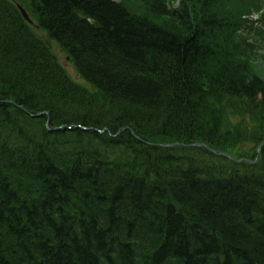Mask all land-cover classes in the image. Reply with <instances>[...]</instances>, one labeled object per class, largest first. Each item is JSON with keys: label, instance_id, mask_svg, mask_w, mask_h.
Returning a JSON list of instances; mask_svg holds the SVG:
<instances>
[{"label": "trees", "instance_id": "1", "mask_svg": "<svg viewBox=\"0 0 264 264\" xmlns=\"http://www.w3.org/2000/svg\"><path fill=\"white\" fill-rule=\"evenodd\" d=\"M41 1L43 13L32 20L47 39H55L88 87L68 76L51 45L45 52L35 46L48 40L23 19L18 5L25 0H0L13 9L9 17L0 8V87L10 86L12 114L23 115L20 93L40 83L57 90L53 110L64 112L49 122L51 130L40 117L31 118V137L0 112V147L38 157L32 175L24 169L28 163H13L10 173L0 165L8 181L0 186V264H102L105 258L112 263L114 252L123 264H165L170 258L185 264H264V80L223 72L220 60L230 50L239 53V32L253 24L250 15L262 9L263 0ZM85 103L102 106L101 112L117 114L120 121L81 113ZM35 105L27 108L38 114ZM226 111L241 119L258 117L263 130L253 140L261 144V162L230 160L197 146L232 155L234 141L250 138L243 124L228 127ZM123 121L136 129L165 124L171 131L161 137L137 134L151 158H159L152 169L147 154L99 142L103 135H123L116 132ZM134 128L127 131L136 133ZM42 139L87 142L74 144L81 151L90 142L97 156L76 149L46 164L36 156V140ZM177 170L183 171L181 181L161 179ZM67 195V202L56 199ZM121 197L134 200L136 216H120L111 229L107 221L118 213ZM22 204L40 214L35 229L21 238L9 212Z\"/></svg>", "mask_w": 264, "mask_h": 264}, {"label": "bare ground", "instance_id": "2", "mask_svg": "<svg viewBox=\"0 0 264 264\" xmlns=\"http://www.w3.org/2000/svg\"><path fill=\"white\" fill-rule=\"evenodd\" d=\"M23 6V5H22ZM24 9H28V13L30 14L31 17H34V19H39L42 15V9L44 8L43 2L41 0H25V6H23ZM0 8L3 9L2 14H5L6 16L9 17H13L10 12L13 11V9H11L6 2H4V4L1 6ZM14 19V18H13ZM17 22V21H16ZM51 43L55 44V39L54 38H49L47 42H42V44L40 42L35 43V46H40L41 49L45 52L46 51V46H49ZM4 44H6L7 47H10V49H12L13 47H11V43L10 41H8L7 39H4ZM48 67L52 68L54 67L56 71H52L53 75H57L59 72L57 71L56 67L53 65V63L50 62V64L48 65ZM2 86L4 87H0V112L2 114H4L10 125H12V127H17V128H21V130H23L24 132H26V135H28V137L33 136V133L31 131V134H28L27 131L29 130L30 126L28 123L30 122L31 118H34L35 120H37V118L35 117H40V121L39 123L43 124V128L47 129V130H51L50 129V121L55 118H60L61 116H63L64 112L60 111V110H53V106L55 103L51 102V100L53 99V97L56 96L57 94V90L49 84L43 85V83L37 84V86L35 87V90L31 87L26 88L23 90V92H21V96L23 98L24 102V107L23 110L21 111V113L23 114L22 116H15L14 114H12L11 110H12V102L7 98L8 96V92L7 89L10 88V86L6 83V84H2ZM7 88V89H6ZM50 106V111H49V107L48 104ZM36 104L34 107L35 112H37L38 114H34L33 112H29L27 106L29 105H33ZM95 108H93V107ZM90 108L88 106V104H81L80 108H81V113L83 114H90V115H95V119H108L110 118L112 122L117 123L120 120H117L116 118H119L117 114H104L103 112H101V110L103 109L102 106H94L92 105ZM85 113H84V112ZM196 117H199V124H201L200 122H202V117L201 115L197 114ZM124 122V121H123ZM122 123V122H121ZM126 125L121 124V126L119 128L116 129V132H118L117 134H119L121 131L124 133L123 135H121L119 138L116 136L110 137L108 135H103V138L99 140L100 143H103L105 145H109L111 147H113L114 149L118 150V151H124L126 148L130 149L131 152L135 153V155L138 154L142 155V154H147V160L149 161V168L152 169V167L155 165L154 162L155 161H159V158L156 156L154 158H151V155H149V153H147V147H146V142H144V139L141 138L140 136H138L139 134L142 135H150L149 133L153 134H157L155 136H164L165 134H169L171 133V131L169 129L166 128L165 124L163 126H159V125H150L148 123H145V125H143L141 128H134L133 124L130 122H124ZM203 125V124H201ZM134 128L135 132L132 131L129 133L127 130H130V128ZM164 128V129H163ZM106 131V130H105ZM104 131V132H105ZM103 132V133H104ZM110 132V131H109ZM129 134H126V133ZM113 132H110V134H112ZM159 133H161L160 135H158ZM138 134V135H137ZM130 135V136H129ZM133 135V139L132 138ZM37 143H39L40 145L37 144V146H39V153L36 154V156L42 157V161H44V163L49 164L51 163V161L54 158L60 157L65 155L66 153L72 151V150H79L77 147L74 146V144L76 142H82L80 140H76V141H72L71 143L64 139V140H60L57 143H53V144H48L47 142H45L44 139L42 140H36ZM82 143H87V142H82ZM90 144L89 148H87L85 151H81L79 150L83 155H89V156H94L96 157L97 155H95L93 152L90 151V149L92 148L93 143L91 144L90 142H88ZM95 144V143H94ZM104 146V145H103ZM99 146H93V148H98ZM35 156H30V155H17L13 149L11 147L9 148H4V147H0V165L7 168V170H9L10 173V169H12V164H18L20 162H23L24 164L28 165L24 168H31L28 169V174L32 175V167L34 165L33 161H36ZM160 163V161H159ZM2 178L0 176V186L6 185L5 182L7 181V178L3 175ZM174 177L173 181H181L184 177L183 171H173V173H166L163 174L161 176V179H164V177ZM12 194V193H11ZM100 196H98L99 198ZM97 197H95L96 199ZM122 198V197H121ZM56 199H62L64 202H67V200H70V197L67 195L66 199H63V197L61 198H56ZM100 201H102L103 198H99ZM52 200V199H51ZM99 201V202H100ZM63 202V203H64ZM109 208H111V205H108ZM31 208V206H30ZM135 202L134 200H130L129 198H125L123 197L120 201V203L118 204L117 208L115 207V211L118 212L115 214L114 217H112V219H108L107 224L110 225L111 229H113V225L115 224V222L117 220L120 219V216H124V217H130L132 219H135L136 213H135ZM145 211H149L145 208ZM104 212V211H103ZM9 214H13V216L16 218V222L15 224L18 225V229H20L18 231L17 234H19V236H21V238L23 237L24 232L28 231L31 232V230L35 229V225H37L36 223L38 222V214L36 212H32L29 211L28 208H26L24 206V204H22V206H18V205H12L10 208V212ZM100 216L104 215V213H102V211L99 213ZM107 215V214H105ZM12 216V218H13ZM109 217V216H108ZM2 222H5V216L3 215L2 217ZM0 218V219H1ZM11 218V217H8ZM56 220H58V215L55 218ZM20 220V221H19ZM99 223V222H97ZM100 224V223H99ZM104 227V226H102ZM47 229L49 230V232L52 231V227H47ZM46 231V230H45ZM42 231V235L44 238H46L47 236V232ZM4 233L5 235L9 236L6 232H1ZM46 235V236H45ZM11 238V237H8ZM15 238V237H14ZM17 239V238H15ZM97 239V238H95ZM223 240V239H222ZM126 242V241H125ZM14 243V242H12ZM17 241L14 243L16 244ZM122 243V242H121ZM6 244H9V242L6 240ZM99 245V244H98ZM111 257L113 258V262L111 263L109 260H107V258L104 259V261L102 262V264H123L121 262H119L120 259V254H118L117 252L111 253ZM138 261V260H137ZM176 264H185L182 261L179 262L178 260L175 261ZM175 263H165V264H175ZM134 264H139V263H134Z\"/></svg>", "mask_w": 264, "mask_h": 264}, {"label": "rangeland", "instance_id": "3", "mask_svg": "<svg viewBox=\"0 0 264 264\" xmlns=\"http://www.w3.org/2000/svg\"><path fill=\"white\" fill-rule=\"evenodd\" d=\"M119 1L125 2L127 0ZM251 9L253 11L255 10L253 7H251ZM252 15L253 24H259L260 21L264 19V16L261 14L253 13ZM32 26L35 31L38 32V34H41L47 39V36L42 32L40 28L36 27L34 24H32ZM238 37V39H241V42H244L241 47H239V53H236L234 50H230V54L227 55L223 53L224 59H219L225 62L223 63L225 64V66L222 65L221 70L223 72H231L238 78L244 77V79H247L251 76V74H254L264 80V23H262L260 27L257 28L256 32H239ZM50 45L53 50V53L55 54V56H57L58 60L62 63H66L64 67H66V72L68 76L72 80L80 84L82 87H88L85 80H83L82 77L78 75L79 73L76 70L75 66H73V64L71 65L70 63H67V57L65 56V54L60 52L58 45L53 43H51ZM75 47L78 46L75 44ZM211 65L217 66L216 63H212ZM221 70L219 67L217 68V71ZM224 115H226V122L229 123L228 127L237 129V127H241V125L243 124L244 127L248 129L244 130V132H246L247 136L251 138H246L243 141H240V144L239 140L234 141L232 143V146L229 148L231 152H234L233 155L237 157H245L251 161H255V159H257L259 160V162H261L263 160V151L261 147H258V144L253 140L254 137H257L260 134V129L263 130L261 122L259 121V119H257L258 117L254 119V117L250 116L241 119L240 116L233 114L232 111L228 114L226 111ZM236 131L237 130H234V133H236ZM45 172L46 171L43 170L44 174ZM36 213L40 214V211L38 210ZM1 234L4 236V233ZM167 260V262L169 263L172 262L171 258Z\"/></svg>", "mask_w": 264, "mask_h": 264}, {"label": "water", "instance_id": "4", "mask_svg": "<svg viewBox=\"0 0 264 264\" xmlns=\"http://www.w3.org/2000/svg\"><path fill=\"white\" fill-rule=\"evenodd\" d=\"M21 12L24 14L25 19H29L28 17V13H26V10H24L21 6H20ZM89 21L93 24L96 23L94 20L92 21L91 19H89Z\"/></svg>", "mask_w": 264, "mask_h": 264}]
</instances>
